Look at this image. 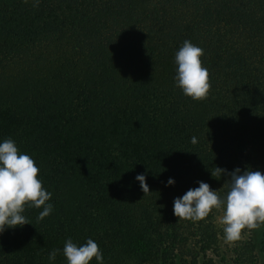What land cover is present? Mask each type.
Returning a JSON list of instances; mask_svg holds the SVG:
<instances>
[{
  "label": "trees",
  "instance_id": "obj_1",
  "mask_svg": "<svg viewBox=\"0 0 264 264\" xmlns=\"http://www.w3.org/2000/svg\"><path fill=\"white\" fill-rule=\"evenodd\" d=\"M184 40L204 50L201 100L175 86ZM5 138L35 160L54 210L26 207L31 224L0 234V264H48L52 249L66 264L69 237L95 240L104 264H216L220 211L179 219L173 201L198 181L226 193L217 167L264 172V0H0ZM235 252L264 264V239Z\"/></svg>",
  "mask_w": 264,
  "mask_h": 264
},
{
  "label": "clouds",
  "instance_id": "obj_2",
  "mask_svg": "<svg viewBox=\"0 0 264 264\" xmlns=\"http://www.w3.org/2000/svg\"><path fill=\"white\" fill-rule=\"evenodd\" d=\"M29 2V0H25ZM32 7H38L40 0H31ZM204 50L184 40L174 54L175 86L184 96L201 100L208 96L211 83L210 73L203 66L201 57ZM197 143V137L191 138ZM40 168L27 153L20 151L12 138L0 140V234L7 229L22 228L31 224L24 215L25 209H42L37 220L50 216L54 205L50 202L52 193L39 178ZM212 176L227 175V191L214 190L204 182L198 181V187L190 188L173 201V214L179 219L200 221L213 210L222 212L218 222L222 226L223 239L226 243L236 242L242 232L264 225V172L260 170H241L237 167L231 172L216 168ZM135 180L146 194L149 186L145 174H137ZM174 178H169L167 186H174ZM61 249H52L48 253V264H55ZM62 254L66 264H104V255L98 243L87 238L86 243L78 244L69 237L64 241Z\"/></svg>",
  "mask_w": 264,
  "mask_h": 264
},
{
  "label": "rangeland",
  "instance_id": "obj_3",
  "mask_svg": "<svg viewBox=\"0 0 264 264\" xmlns=\"http://www.w3.org/2000/svg\"><path fill=\"white\" fill-rule=\"evenodd\" d=\"M222 212L219 213V216ZM217 224L221 231L219 250L213 255L216 264H235L236 249L241 246L246 241H252L258 245L264 239V225L257 229L247 230L242 232L241 238L232 243H226L223 239L222 226L219 224L217 219ZM177 264H201L202 260L196 261L194 258L181 257L177 260Z\"/></svg>",
  "mask_w": 264,
  "mask_h": 264
}]
</instances>
